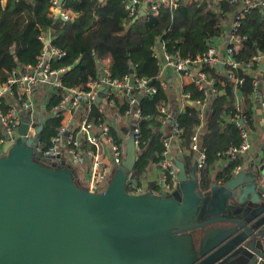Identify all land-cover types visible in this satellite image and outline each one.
<instances>
[{"label":"water","instance_id":"95a60500","mask_svg":"<svg viewBox=\"0 0 264 264\" xmlns=\"http://www.w3.org/2000/svg\"><path fill=\"white\" fill-rule=\"evenodd\" d=\"M46 116L33 138L30 120L16 121V138L5 136L0 264H264V163L201 189L197 160L186 169L177 159L176 190L132 193V127L121 163L102 190H90L70 164L41 160Z\"/></svg>","mask_w":264,"mask_h":264},{"label":"trees","instance_id":"16d2710c","mask_svg":"<svg viewBox=\"0 0 264 264\" xmlns=\"http://www.w3.org/2000/svg\"><path fill=\"white\" fill-rule=\"evenodd\" d=\"M240 3L239 0L235 2L176 0L174 7L164 8L156 16L148 13L132 23L133 16L128 15L124 0H108L102 5V26L97 41L100 63L103 64L106 58H109L105 67L110 70L113 77L122 78L126 75L146 77L150 78L151 84L157 88L155 93L145 94L140 99L141 116L129 118L130 130L133 126H137L141 132L140 140L136 145L138 156L132 171L129 172L137 184L150 164L159 165L162 160L164 148L162 139L165 130L170 128L169 122L162 123L161 120L160 107L168 108L169 98L166 82L163 80L165 83L163 86L162 82L155 78L158 72L153 50L155 44L158 40H162L166 52L170 55L195 57L212 44L213 38L223 33L225 28L222 19L237 10ZM50 4V0H7L6 4L2 5L0 0V83L6 80L12 69L25 71L22 69L24 66L36 65L43 51V41L40 39L43 33H49L50 45L64 52L62 56H52L50 59L52 68L63 67L65 70L60 78L61 86L48 88L45 94L44 108L48 115L44 118L39 133L41 151L47 150L52 145V139L59 130L62 115L60 112L55 113V108L66 95L67 90L72 87L86 90L88 83L96 79L90 52L85 48L79 49L75 44V38L82 42L86 41L85 35L93 18L95 0H67L63 8L76 11L77 16L59 21H54L49 9ZM238 21L236 34L243 38L245 48L234 50L233 57L240 62H246L252 56L263 55L262 5L251 6ZM97 25L92 28L90 34H96ZM213 69L208 65L202 68L209 78L214 75L213 84L217 90L210 101L205 120L206 129L198 136L205 154L203 166L198 171V185L201 189L210 185L211 170L219 160H223V164L216 169L215 179L221 183L233 175L234 168L240 163L239 155L236 154L231 158L226 153L229 147L240 144V128L235 121L223 119L225 115H234L237 112L239 114L233 100V83L225 75H218L215 70L213 72ZM237 75L243 77V82L238 86L247 103L250 94L253 93L255 77L243 67H239ZM183 90L190 92V100L194 103L185 110L177 111L175 116L180 128L179 145L183 148V152L177 155L185 168L189 169L196 152L191 148V137L201 122V111L196 101L203 100L206 95L195 82L184 85ZM6 104L10 105V102L7 100ZM128 107L122 96L115 97L114 109L117 117H120ZM244 114L249 116L248 111ZM99 118L100 112L97 106L92 104L87 120L97 123ZM162 126H164L163 131ZM109 131L117 143L123 144L124 140L110 124ZM84 143V146L93 148L92 145ZM41 160L51 161L46 156H42ZM61 164H67L63 162V158ZM71 168L75 178L80 182L76 176V169ZM102 188L103 186L99 190Z\"/></svg>","mask_w":264,"mask_h":264},{"label":"built area","instance_id":"2783aa9c","mask_svg":"<svg viewBox=\"0 0 264 264\" xmlns=\"http://www.w3.org/2000/svg\"><path fill=\"white\" fill-rule=\"evenodd\" d=\"M54 7V15L63 20L70 18L67 11L63 8L67 0H50ZM235 2L237 0H229ZM242 3L243 10L235 15L231 25L229 39L227 44V60H224L225 64V76L236 84L243 82V77L237 75L239 67H243L247 70H252L254 65H257L260 57L252 56V58L246 62H240L233 57L235 45L241 43L243 38L236 34L237 27L239 25V19L243 17L244 13L254 5H262L264 13V0H239ZM176 4V0H124V6L129 16H135L140 8L150 12L152 14H159L164 8H172ZM40 39L43 41V51L41 52L38 62L35 66H31L30 71H22L20 69H12L6 80L0 83V154L2 153V147L5 143V136L8 134L11 138L18 136L16 121L19 120V111H29L34 109V94L40 89L43 90V96H45L48 88L60 87L61 86V75L65 68L61 67L54 69L51 67L50 59L52 56L60 57L64 52L59 51L56 47L50 45L49 34H41ZM264 56V54H263ZM166 64L171 65L174 71L181 78L184 77H195L199 89L206 91V85L213 83V79L208 80L204 71L203 66H214L221 60L218 57L217 47L210 44L207 49L201 54L195 57H183L178 54L165 56ZM256 62V63H255ZM163 66L161 65L155 78H158L163 86L165 83L161 78ZM101 76L99 79H95L90 82L88 89L83 90L77 87H72L67 90L66 95L60 101L59 105L55 108V111L63 114L64 109L67 111H74L80 103L87 102L90 106L95 104L100 112V118L97 123H93L89 120L83 119L78 122V126L74 130H68L66 125L62 123L59 127L57 134L52 139V145L45 151H42L43 156L48 157L50 160H55L61 163L69 164L64 156V147L68 160H73L75 163H82L85 159H89L91 167L94 171L98 170V165L101 162L99 149L104 143L109 146L112 158L113 166H117L121 163L124 156V144H119L115 141L114 137L109 131V124L106 120H101V113L103 112L104 102L108 109L114 108V100L117 95L122 96L125 99L129 107L124 111L123 116H141V107L139 105L140 99L137 97L139 92L144 94H153L157 88L151 84V79L146 77H135V76H123L122 78L113 77L111 72L105 66L101 67ZM255 82V81H254ZM262 85L264 87V78ZM42 88V89H41ZM102 92L100 99L99 93ZM186 99L189 100L190 94L188 92L182 94ZM206 95V94H205ZM264 107V88L262 92ZM10 105L6 104L7 100ZM100 100V101H99ZM6 102V103H5ZM196 103H203V100H197ZM102 104V105H100ZM19 110V111H18ZM109 112V111H108ZM162 113V123L169 122L170 128L169 133L165 134L162 139L163 143V158L159 162L161 168V174L158 178L159 184L163 191H171L178 183L176 177V167L173 161L168 158L170 153L171 145H175V149L178 154L183 152L180 142V128L175 117L167 111V107H160ZM35 123L30 121L27 129V136L33 138ZM135 144L140 140L141 132L139 127L133 126L132 128ZM245 137V132H242ZM198 133L195 132L191 137V148L198 152L197 167L198 171L203 166L205 161V154L203 149L199 150L198 144ZM86 142L93 146V148H87L84 150L81 145ZM249 147V143L244 139L243 143L238 147H231L227 150L229 157H234L236 154L244 152ZM40 150V147H37ZM239 167L236 168V170ZM235 170V171H236ZM105 185V179L103 174L92 176L91 181L88 182L87 187L90 190L100 191L99 188ZM127 190L132 193H144L143 188L137 184L134 180L127 186ZM157 193L155 191H151Z\"/></svg>","mask_w":264,"mask_h":264},{"label":"crops","instance_id":"0c3cea01","mask_svg":"<svg viewBox=\"0 0 264 264\" xmlns=\"http://www.w3.org/2000/svg\"><path fill=\"white\" fill-rule=\"evenodd\" d=\"M106 1L108 0H95L93 18H92L90 27L85 35L86 41L82 42L78 38H75V44L79 49L85 48L90 52L91 65L95 69L97 79H99L102 74L101 67H103V65L105 66L106 63L108 64L109 62V58H106L103 64L100 63L99 58H98V50H97V41H98V37L101 32V26H102L101 7ZM187 1L192 2V1H197V0H187ZM6 2L7 0H1L2 5L6 4ZM53 8H57V7H54L52 4H50L49 9L51 10V14H53L54 21L55 20L59 21V19H62V18L60 17L58 18L56 15H54L55 11L53 10ZM65 10L70 16L69 19H73L77 16L76 11H72L70 9H65ZM242 10H243L242 3H240L239 8L237 10H234L233 12L228 14L226 17H224L222 19L223 28H225L223 33L219 35L218 37L213 38L212 40L213 42L211 41L212 44L217 47L218 57L221 61L218 62L216 65L209 66V67L214 68L213 72L215 70V72L218 75H221V74L225 75L224 74L225 64L222 61L227 60L226 49H227L231 25H232L235 15L241 12ZM148 13L150 12H147L146 10H143V8H140L135 14V16H133L131 23L138 20L139 17H143L144 15ZM152 15L156 16L158 14L156 15L152 14ZM95 25H97V32L95 35H92L90 33L92 31V28ZM244 48H245V44L243 43V41L235 45V50L237 51L243 50ZM153 50H154V55L156 56V65L158 66V69L161 65L163 66L161 78L166 82L167 95L169 98V106L167 108V111L172 115V117H175L177 111L185 110L187 106H190L194 103L190 100V98L188 100L184 97V95H182L188 92V91L185 92L183 90L184 85H189L192 82H195L197 84V82H196L195 77L181 78L174 71L173 66L166 64L165 56L169 53L166 52L165 46L162 40L157 41ZM262 63H264L263 55H261L260 59L258 60L256 67H254L252 70H249V72L252 73L255 79L253 80V87H254L253 93L250 94L249 101L247 103L245 102V98L243 94L239 90V86H238L239 84H236L231 81L233 83L232 89H233L234 105L236 106L237 110H239V114L237 112L234 115H225L223 116V119L229 120V121H235L237 125L239 126L240 132H241L240 144L237 146H231V147L240 146L243 143L244 139H246V141L249 143V147L247 150L237 154L240 156V163L234 168L233 174L239 171H244L245 174L248 175L251 172H255L257 167L264 163V107L262 105V101H263L262 92L264 88L262 85V82L264 78V70L260 71V66ZM30 67H31L30 65H26L22 69L26 71H30L31 70ZM213 76L214 75H211V78L207 76L208 80L213 79L214 78ZM89 84L90 82L88 83V86ZM216 90L217 89L214 87L213 83L207 84L206 85L207 92L205 93L206 96L203 99V103L202 104L196 103L199 110L201 111V114H200L201 122L199 126H197V129H196L198 136L200 133L204 132L206 129V123H205L206 116L209 111L210 101L212 100V97L215 95ZM42 92L43 90L39 89L34 94V100H33L34 109L31 112L27 110L26 111L18 110L19 111V121L22 120L23 122L25 120H30L34 122L35 125L38 124V119L42 116L43 110L45 111V108H44L45 96H43ZM188 93L190 94V92ZM220 93H222V90L220 91ZM144 95L145 94L143 92H139L137 97L141 99ZM99 97L100 99L102 97L101 91L99 93ZM100 103L103 104V108H104L103 112L101 113V120H106L108 124L112 125V127L116 129L121 139L124 140L123 144L125 146L128 132L130 131V126H129L130 119L129 118L130 117L132 118V116L126 117V116H123L122 114L120 117H117L115 115L114 108L108 109L104 102L100 101ZM90 109H91V106L87 102H84V101L80 103L78 108H76V110L74 111H67V109L65 108L62 114V123L66 125L68 130H74L75 127L78 126V122H81V120L87 118L90 112ZM245 111L249 112L248 117L244 114ZM161 128L163 131L164 126H162ZM242 132H245L246 134L245 137L242 135ZM168 133H169V128L165 130V134H168ZM197 141H198L197 142L198 148L199 150H201L202 149L201 143L199 139H197ZM84 144L85 143L81 145V147L84 150L89 148L87 146H84ZM170 149L171 150H170L168 158H170L173 161V163H175V160L179 159L177 155L178 153L175 149V145H171ZM63 150H64L63 157L67 161H69L68 163L70 164L71 167H73V169H76V176L80 179L81 184L87 185L88 182L91 181L92 176L103 174L104 179H105V185H106L113 171L116 168L115 166H113V158H112L108 144L106 145L104 143V145L99 149V152L101 153L100 154L101 162L98 165V170L96 171L92 169L89 159H85L84 162L82 163H75L73 160H70V159L68 160V157L66 156V152H65V147ZM198 152L199 151L195 152V156L190 163L189 169L193 166V161L197 159ZM222 164H223V160H219L215 164V168L211 170V173H212L211 182L216 181L215 179L216 169H218L220 167L219 165H222ZM237 167L239 168L236 170ZM160 174H161V168L159 165L155 163L150 164L145 169V171L142 173V175L139 178L140 179L139 185L143 188L144 192L155 191L158 194L161 191H163L158 181ZM259 180H261L260 182L264 186V176L260 177ZM216 182L217 184H222L220 181H216ZM177 186H178V183L176 184L174 189H172L170 192L176 190ZM104 187L105 186L103 185V188Z\"/></svg>","mask_w":264,"mask_h":264},{"label":"rangeland","instance_id":"374dc122","mask_svg":"<svg viewBox=\"0 0 264 264\" xmlns=\"http://www.w3.org/2000/svg\"><path fill=\"white\" fill-rule=\"evenodd\" d=\"M17 137V136H16Z\"/></svg>","mask_w":264,"mask_h":264}]
</instances>
